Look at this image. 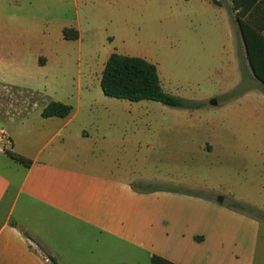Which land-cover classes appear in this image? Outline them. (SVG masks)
<instances>
[{
  "label": "crops",
  "instance_id": "1",
  "mask_svg": "<svg viewBox=\"0 0 264 264\" xmlns=\"http://www.w3.org/2000/svg\"><path fill=\"white\" fill-rule=\"evenodd\" d=\"M82 6L85 11L91 7ZM51 16L44 29L18 27L3 32L8 49H0V83L43 92L45 101L10 117L6 121L10 130L0 124L9 136V143L0 145V264H52L40 246L60 264H149L153 254L175 264H254L264 221L229 202L264 212L261 81L247 75L250 85L235 100L236 109L246 114L247 122L257 120V127L236 131L234 138L223 136L226 124L221 119L213 118L210 128L198 130L196 114L213 112L205 103L182 111L165 105L171 117L155 127L154 137L169 156L155 163L159 169L151 179L140 181L161 186L139 187L133 175L138 171L130 165H112L115 170L106 171L103 164L84 157V152H92L91 142L97 140L88 125L98 133L114 128L118 114L122 121L126 111L128 116L132 112L147 115L150 110L142 105L146 100L133 102L103 94L100 78L112 52L98 72L88 66L74 75V57L80 61L85 49L94 50L104 38L101 33L83 34L81 24L87 16L78 13L74 20L60 12ZM64 28L75 29L78 37L66 39ZM230 34L240 81L243 72L232 28ZM107 39L112 42L114 37L108 34ZM156 66L166 91L169 76ZM231 89L227 85L211 96L224 99ZM49 100L69 104L72 110L65 117H42ZM211 100L210 106H218ZM99 101L107 106L97 108ZM150 127L140 131L152 133ZM184 147H199L209 155L219 152V158L208 166L204 159V168L195 167L179 149ZM9 153L30 162H19Z\"/></svg>",
  "mask_w": 264,
  "mask_h": 264
},
{
  "label": "rangeland",
  "instance_id": "2",
  "mask_svg": "<svg viewBox=\"0 0 264 264\" xmlns=\"http://www.w3.org/2000/svg\"><path fill=\"white\" fill-rule=\"evenodd\" d=\"M58 1L62 3H54ZM75 3L79 6L76 7ZM229 3V0H0V49H8L3 32L18 27L44 29L49 18L53 17L52 12H60L65 18L73 20L78 13L81 17L87 16L81 24L83 34L96 36L101 33L104 39L98 41V47L94 50L87 52L85 49L80 61L77 56L74 57V75L79 69L84 73L88 66L98 72L110 52L143 57L156 63L161 73L164 71L169 76L165 81L169 84L165 86L167 93L200 102L201 106L205 103L208 110L213 111L210 115L205 111L196 114L194 122L199 126L198 130L210 128L208 126L213 118L218 122L221 119L226 124L223 125V136L234 138L237 132L244 131L246 127L247 130L257 127V120L247 122L246 114L235 107V100L249 87L251 77H246L249 74L241 70L243 78L238 80L240 75L230 28L233 29L237 45L239 65L243 47L236 24L228 12ZM82 4L91 7L85 11ZM108 34L113 35L112 42L108 40L110 38L107 39ZM2 35L4 38H1ZM55 74L61 75L60 72ZM227 85H232V89L223 95L224 99L211 96ZM235 89L237 92L232 93ZM229 93L231 95H227ZM213 98H216V107L209 104ZM44 99L43 92L0 83V124L10 130L11 126L6 122L10 117L25 114L32 107L43 103ZM144 102L143 107L150 110L147 115L132 112L128 116L126 111L124 120L120 121L118 114L116 126L101 129L99 134L94 126L88 125L92 138L97 140L91 142L92 152H84V157H89V161L94 164H103V170L106 171H114L112 165L117 168L130 165L138 171L133 175L136 180L134 185L139 187L147 185L140 183L141 180L145 182L157 173L159 168H156L155 163L169 156L165 148L163 150L155 141L154 134L155 127L169 121L171 113L163 109L165 105L160 102ZM103 106H107L103 101L96 104L97 108ZM184 109L196 108H182L179 111ZM259 117L262 120L263 115L259 114ZM147 125H151L152 133L140 131ZM224 126H227V130ZM179 149L195 167L204 168L219 158V152L209 155L199 147ZM204 159L209 163L203 167ZM233 160L234 166H237L238 160ZM180 167L183 169L184 166L180 164ZM205 174L210 175L207 171ZM252 215L264 221V215ZM258 248L254 264H264V234L261 235Z\"/></svg>",
  "mask_w": 264,
  "mask_h": 264
},
{
  "label": "trees",
  "instance_id": "3",
  "mask_svg": "<svg viewBox=\"0 0 264 264\" xmlns=\"http://www.w3.org/2000/svg\"><path fill=\"white\" fill-rule=\"evenodd\" d=\"M228 12L236 24L240 36L243 54L241 55V70H246L250 76L259 79L264 90V0H229ZM66 39H76L78 32L73 28H64ZM100 88L105 96L127 99L129 101L152 100L164 105L181 108H198L200 102L184 99L167 93L161 85L157 66L139 56H130L113 52L105 62L100 78ZM237 92V89L232 93ZM231 95V93L227 94ZM72 110V106L57 100H49L41 111L42 117H65ZM11 157L19 162L28 164L29 159L18 154ZM146 188L158 186L147 184ZM183 192L199 194L185 188H174ZM229 204L250 214L264 215L249 205L237 201ZM25 234L29 237L28 233ZM44 255L52 264H60L56 258L43 249ZM149 264H175L161 256L151 255Z\"/></svg>",
  "mask_w": 264,
  "mask_h": 264
},
{
  "label": "built area",
  "instance_id": "4",
  "mask_svg": "<svg viewBox=\"0 0 264 264\" xmlns=\"http://www.w3.org/2000/svg\"><path fill=\"white\" fill-rule=\"evenodd\" d=\"M7 143H9V136L3 128H0V145H4Z\"/></svg>",
  "mask_w": 264,
  "mask_h": 264
},
{
  "label": "water",
  "instance_id": "5",
  "mask_svg": "<svg viewBox=\"0 0 264 264\" xmlns=\"http://www.w3.org/2000/svg\"><path fill=\"white\" fill-rule=\"evenodd\" d=\"M211 103L214 104V105H216V104H217L216 99H212V100H211ZM222 200H223V196H220V197H219V201L221 202Z\"/></svg>",
  "mask_w": 264,
  "mask_h": 264
}]
</instances>
